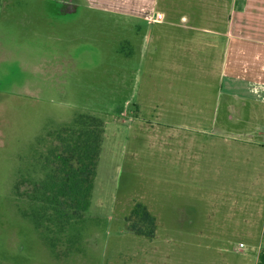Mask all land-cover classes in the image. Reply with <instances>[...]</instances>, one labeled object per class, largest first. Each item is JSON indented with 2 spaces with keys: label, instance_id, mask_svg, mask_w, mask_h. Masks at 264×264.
I'll use <instances>...</instances> for the list:
<instances>
[{
  "label": "rangeland",
  "instance_id": "374dc122",
  "mask_svg": "<svg viewBox=\"0 0 264 264\" xmlns=\"http://www.w3.org/2000/svg\"><path fill=\"white\" fill-rule=\"evenodd\" d=\"M115 2L0 0V264H264V240L256 258L237 252L239 238L203 237L194 221L214 218L226 197L239 229L264 205V94L240 99L247 107L231 119L237 84L200 59L199 42L181 47L180 27L159 31ZM156 2L173 23L214 9ZM80 114L102 120L103 140L88 208L60 224L26 183L14 186ZM137 204L155 217L152 238L127 228ZM172 212L193 218L181 235L166 231Z\"/></svg>",
  "mask_w": 264,
  "mask_h": 264
},
{
  "label": "crops",
  "instance_id": "0c3cea01",
  "mask_svg": "<svg viewBox=\"0 0 264 264\" xmlns=\"http://www.w3.org/2000/svg\"><path fill=\"white\" fill-rule=\"evenodd\" d=\"M116 1L118 3L115 2L114 4L116 5L113 8L115 11L140 16L147 20L148 23L153 21L158 25L159 31L180 27L184 32H182L180 40L175 41L181 47L185 46L188 49L187 44H192L195 41L199 42L198 52L200 59L211 62L214 67H220V75L230 78L231 81L233 80L230 84H237L236 88H229L230 91H233V98L225 103L227 110L231 113V119L235 114L237 115L235 117L236 121H239L240 114L247 107L246 104L240 103V99L247 95L249 99H252L253 95L261 97L264 94V0H239L238 7V0H230L232 6L230 7L229 4L227 6L223 5V10L220 9V0H213L212 6L214 9H196L190 13H182L180 20H183V23H173L168 19L167 21V14L162 9L156 8V0ZM221 1L222 4H225L224 2L229 0ZM156 12L164 14V18L161 21L150 19V16ZM204 19L207 23H197ZM222 30L226 31L222 32ZM190 31L207 33L210 38L197 39L196 35L191 34ZM216 36H225L227 38L224 43V49L217 42ZM218 39L223 44V40L221 38ZM210 71L213 70L211 69ZM262 100L264 103V98ZM260 101V99H256V102ZM224 198L223 201L214 203V218L210 220L205 218L204 214L196 217L194 221L198 224V233L206 238L207 236H210L208 238H211V236L228 238V240L239 238L240 242L242 238H245L249 242H244L245 246L242 248L236 245L237 252L244 254L248 249V251L256 254V258H259L263 248L261 242L257 240H264V211L261 212V206L264 208V205H261L259 210L254 209V213L252 212L249 216L244 217L242 220L243 226L238 229V219L234 218V221L231 220L235 214L232 212L228 213L231 205L228 206L226 197ZM197 205H200V203L198 202ZM224 207H227V210ZM172 213V217L170 216L171 224L167 223L166 231L173 232V235L174 232L181 235L187 229L183 227L179 229L177 227L187 222L190 216L186 214L180 217L179 215L177 216L176 212ZM189 220L193 222V218ZM212 227L214 230H212Z\"/></svg>",
  "mask_w": 264,
  "mask_h": 264
},
{
  "label": "trees",
  "instance_id": "16d2710c",
  "mask_svg": "<svg viewBox=\"0 0 264 264\" xmlns=\"http://www.w3.org/2000/svg\"><path fill=\"white\" fill-rule=\"evenodd\" d=\"M78 118L76 125L56 132V138L46 146L48 150L37 159L38 169L26 173L14 186L17 192L26 183L31 188L26 191L32 192L29 199L44 206L45 216H58L60 224L67 216L78 217L88 208L103 140L102 120L90 114H80ZM134 218L137 221L128 230L154 237L156 220L145 206L135 205L130 214V219Z\"/></svg>",
  "mask_w": 264,
  "mask_h": 264
},
{
  "label": "built area",
  "instance_id": "2783aa9c",
  "mask_svg": "<svg viewBox=\"0 0 264 264\" xmlns=\"http://www.w3.org/2000/svg\"><path fill=\"white\" fill-rule=\"evenodd\" d=\"M163 18H164V14L162 12H156L153 15L150 16V19H153L155 21H161ZM244 246H245L244 242H239L238 243V247L239 248H242Z\"/></svg>",
  "mask_w": 264,
  "mask_h": 264
},
{
  "label": "flooded vegetation",
  "instance_id": "af4514ba",
  "mask_svg": "<svg viewBox=\"0 0 264 264\" xmlns=\"http://www.w3.org/2000/svg\"><path fill=\"white\" fill-rule=\"evenodd\" d=\"M184 215H186V214H182V213L179 214L180 217H183ZM170 216L172 217V215H170ZM177 216H178V214H177Z\"/></svg>",
  "mask_w": 264,
  "mask_h": 264
}]
</instances>
